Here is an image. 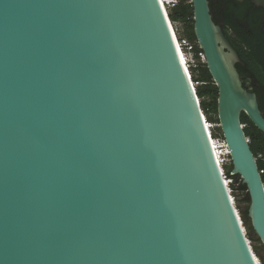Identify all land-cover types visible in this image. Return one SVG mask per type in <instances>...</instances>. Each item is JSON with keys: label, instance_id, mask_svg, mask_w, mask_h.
I'll return each instance as SVG.
<instances>
[{"label": "water", "instance_id": "1", "mask_svg": "<svg viewBox=\"0 0 264 264\" xmlns=\"http://www.w3.org/2000/svg\"><path fill=\"white\" fill-rule=\"evenodd\" d=\"M191 2L264 246V116ZM189 77L160 0H0V264H260Z\"/></svg>", "mask_w": 264, "mask_h": 264}, {"label": "trees", "instance_id": "2", "mask_svg": "<svg viewBox=\"0 0 264 264\" xmlns=\"http://www.w3.org/2000/svg\"><path fill=\"white\" fill-rule=\"evenodd\" d=\"M209 1H211V13L215 23L222 27L226 36L229 34L228 31L233 34V36H228V38L238 51L242 61L247 63V66L253 67L254 70H258V68H254L257 63L250 54L251 52L247 49V46L250 47L252 44L251 35H249L246 28L241 26V23L248 21L249 28L252 29L253 33L258 29V26L253 21V18L248 14L252 11L253 7L250 0H248L247 4L244 6L238 4L236 0H219V6L216 7L218 11L217 14H215L212 10L213 0ZM169 18L172 23L179 22L181 24V38H185L192 43H197L194 29V9L191 0H179L178 5L171 9ZM200 49V46L197 45L195 49L196 56H198ZM238 67L240 73L243 75L245 70L240 66ZM259 70L258 73L256 72L255 78L258 79L259 82L264 83V78L259 75ZM191 78L194 83H198L196 93L200 100L206 120L210 124L220 125L218 118L219 90L213 80L207 64H199L198 68H192ZM258 101L260 110L264 116V96L258 94ZM241 121L242 124L246 125V137L251 140L250 148L257 159L258 167L260 171H264V134L253 124L246 114L243 113L241 115ZM210 131L212 138L215 140L222 139L224 141L223 133L219 126L215 129H211ZM232 172L233 165L231 163L229 167H227L226 176L232 180L230 188L233 190V195L235 197L238 196L240 198V203L245 206L241 211V215L244 226L247 227L250 235H252L255 232L248 216V210L251 203L249 191L247 186L243 183L242 178L240 176H232ZM262 178L264 182V173L262 174ZM257 240L261 242L259 238H257ZM255 251L264 262V257L261 256L257 247H255Z\"/></svg>", "mask_w": 264, "mask_h": 264}, {"label": "flooded vegetation", "instance_id": "3", "mask_svg": "<svg viewBox=\"0 0 264 264\" xmlns=\"http://www.w3.org/2000/svg\"><path fill=\"white\" fill-rule=\"evenodd\" d=\"M238 4L244 6L247 4L248 0H236ZM210 2V9H211V1ZM251 4L253 5L252 11L249 12L248 14L253 18V21L255 24L258 26V29L253 33L252 29L249 28V23L248 21H245L241 23V26L247 29V32L249 35H251V46H247V49L251 52L250 54L253 56L254 61L257 63L256 66L254 67L255 69L258 68L259 70V75L264 78V9L261 7H257L253 4L252 0H250ZM219 6V0H213V7L212 10L215 14L218 13L216 7ZM212 14V13H211ZM213 17V15H212ZM214 20V18H213ZM215 22V21H214ZM218 25V24H217ZM247 25V26H245ZM220 26V25H219ZM221 27V26H220ZM222 28V27H221ZM223 30V29H222ZM224 33V31H223ZM228 36H233L231 32L228 31ZM226 36V34L224 33ZM228 36L226 38L232 45V47L236 50V48L233 46L231 41L229 40ZM238 53V51L236 50ZM239 55V53H238ZM240 62L236 65L237 70L240 74L241 81L243 84V87L250 93H254L257 96L258 99V94L264 96V83L259 82L258 79L255 78L256 72L258 73V70H254L253 67L247 66V63H244L239 55ZM240 66L242 69L245 70L243 75L239 71ZM259 103V101H258ZM260 107V106H259Z\"/></svg>", "mask_w": 264, "mask_h": 264}, {"label": "built area", "instance_id": "4", "mask_svg": "<svg viewBox=\"0 0 264 264\" xmlns=\"http://www.w3.org/2000/svg\"><path fill=\"white\" fill-rule=\"evenodd\" d=\"M162 2L166 5L168 12H169V10L175 8L178 5L179 0H162L161 3ZM174 32H176V34H177V30H175V28H174ZM177 36H178V34H177ZM178 44H179L180 49L182 50V52L185 56V59H186L185 64L188 68V71H190V77H191V69L192 68H198L199 64H207V63H204L206 61L205 53L202 49H200V51L198 52V56H196L195 49H196V46L199 45L198 42L192 43L189 40H187L185 38H181L178 36ZM189 54L193 56L192 61H190L188 58ZM192 85H193L194 89H196L198 83L192 82ZM209 125H210V127H208V128L211 129L212 124H209ZM242 127L245 129L246 125L243 124ZM214 141L217 143V144H213L215 154L217 156V159H218L220 166L222 167V173H223L224 179L226 180L227 185L230 187L232 180H230L229 177L226 176L225 171L223 169V165L225 163V158H226V156H228L230 158V152L229 153L225 152L226 154L223 152L226 150L229 151L228 147L225 144V141H223V143H221V142L219 143L215 139H214ZM246 141L249 144L251 143V140L248 137L246 138ZM224 145L226 147H224ZM260 172H261V174L264 173V171H260Z\"/></svg>", "mask_w": 264, "mask_h": 264}, {"label": "rangeland", "instance_id": "5", "mask_svg": "<svg viewBox=\"0 0 264 264\" xmlns=\"http://www.w3.org/2000/svg\"><path fill=\"white\" fill-rule=\"evenodd\" d=\"M170 11H171V10H169V13H170ZM173 26H174L175 30H177V34H178V36L181 37V34H182V26H181V24H180L179 22H174V23H173ZM188 58H189L190 61H192L193 56L189 54V55H188ZM204 63H206V61H205ZM197 86H198V85H197ZM217 126H220V125L212 124V128H211V129H215ZM213 139H214V138H213ZM216 141L219 142V143H220V142L223 143V140H222V139H216ZM230 164H231V159H230L228 156H226V158H225V163H224V165H223V169H224V171H225V174H226V171H227V167H229ZM229 179H230V178H229ZM231 191H233V190L231 189ZM232 196H233V198H234L235 204H236L237 209H238V211H239V213H240V216H241V218H242L241 211L244 209L245 206H244V204H241V203H240V198H239L238 196L235 197V196L233 195V193H232ZM242 220H243V219H242ZM246 232H247V235L249 236L250 233H249V230L247 229V227H246ZM257 238H258V237H257L256 233H253L252 235L249 236V240H250L251 246H252V248L254 249V251H255V247H257L258 250H259V252H260V254H261V256L264 257V246H263V244H262L261 242H259V241L257 240ZM255 253H256V251H255ZM256 256L258 257V258H257L258 263L260 262V264H264V262H263L262 259L258 256L257 253H256Z\"/></svg>", "mask_w": 264, "mask_h": 264}, {"label": "bare ground", "instance_id": "6", "mask_svg": "<svg viewBox=\"0 0 264 264\" xmlns=\"http://www.w3.org/2000/svg\"><path fill=\"white\" fill-rule=\"evenodd\" d=\"M162 1V0H161ZM162 6H163V8H164V11H165V13H166V16L168 17V20H169V23H170V26H171V29H172V34H173V37H174V41H175V44H176V47H177V49H178V52H179V55H180V57H181V60H182V63H183V65H184V67H185V69H186V72H187V74L190 76V71H188V68H187V66H186V59H185V56H184V54H183V52H182V50L180 49V46H179V44H178V36H177V34H176V32H174V26H173V23L170 21V18H169V12H168V9H167V7H166V5L162 2ZM189 78H191V77H189ZM192 79V78H191ZM192 81V80H191ZM193 82V81H192ZM194 83V82H193ZM206 124H207V127H210V123L206 120ZM209 129V131L211 130L210 128H208ZM211 139H212V143L213 144H217L215 141H214V139L211 137ZM226 144V143H225ZM227 146V145H226ZM225 145H224V147H226ZM224 153L226 152V153H229L230 151H223ZM225 153V154H226ZM256 260H257V258H256Z\"/></svg>", "mask_w": 264, "mask_h": 264}]
</instances>
